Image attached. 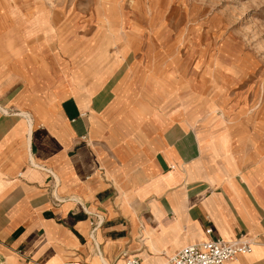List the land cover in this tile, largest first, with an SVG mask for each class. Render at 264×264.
I'll return each mask as SVG.
<instances>
[{"label": "crops", "instance_id": "0c3cea01", "mask_svg": "<svg viewBox=\"0 0 264 264\" xmlns=\"http://www.w3.org/2000/svg\"><path fill=\"white\" fill-rule=\"evenodd\" d=\"M13 57L10 73L0 59V258L171 264L186 245L245 238L253 250L225 264H264V152L250 164L224 109L136 66L86 93L77 73Z\"/></svg>", "mask_w": 264, "mask_h": 264}, {"label": "rangeland", "instance_id": "374dc122", "mask_svg": "<svg viewBox=\"0 0 264 264\" xmlns=\"http://www.w3.org/2000/svg\"><path fill=\"white\" fill-rule=\"evenodd\" d=\"M18 51L77 73L86 93L132 66L186 96L196 87L203 113L218 106L227 134L243 129L251 165L264 152V0H0L4 73Z\"/></svg>", "mask_w": 264, "mask_h": 264}, {"label": "built area", "instance_id": "2783aa9c", "mask_svg": "<svg viewBox=\"0 0 264 264\" xmlns=\"http://www.w3.org/2000/svg\"><path fill=\"white\" fill-rule=\"evenodd\" d=\"M209 235L212 228L207 229ZM253 250V242L249 239L239 238L227 241L220 238H210L201 243L184 246L171 257V264H225L238 259L241 255ZM125 264H142L138 257L126 255Z\"/></svg>", "mask_w": 264, "mask_h": 264}, {"label": "bare ground", "instance_id": "6f19581e", "mask_svg": "<svg viewBox=\"0 0 264 264\" xmlns=\"http://www.w3.org/2000/svg\"><path fill=\"white\" fill-rule=\"evenodd\" d=\"M0 109H1V111L6 112V109L2 108L1 106H0ZM21 114L25 115L24 113H21ZM170 263H171V262H170Z\"/></svg>", "mask_w": 264, "mask_h": 264}]
</instances>
